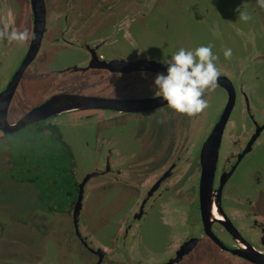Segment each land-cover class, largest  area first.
Returning a JSON list of instances; mask_svg holds the SVG:
<instances>
[{
    "label": "flooded vegetation",
    "instance_id": "obj_1",
    "mask_svg": "<svg viewBox=\"0 0 264 264\" xmlns=\"http://www.w3.org/2000/svg\"><path fill=\"white\" fill-rule=\"evenodd\" d=\"M5 24L30 33L23 44L0 41V96L14 82L7 120L44 103L20 128L55 135L68 166H49V183L63 182L50 200L63 203L34 192L33 179L47 176L33 174L30 146L20 177L0 185L24 212L0 213V264H264L256 0H0ZM209 44L221 73L209 107L178 114L155 95V78L181 47Z\"/></svg>",
    "mask_w": 264,
    "mask_h": 264
},
{
    "label": "clouds",
    "instance_id": "obj_2",
    "mask_svg": "<svg viewBox=\"0 0 264 264\" xmlns=\"http://www.w3.org/2000/svg\"><path fill=\"white\" fill-rule=\"evenodd\" d=\"M257 5L264 9V0H256ZM239 20L248 22L252 17L245 10L237 8ZM30 38L27 29L18 31L9 29L5 24L0 27V41L23 44ZM213 45H201L195 49L181 47L163 61L168 65L167 75L157 74L155 86L158 89L155 95L167 102V107L176 113L195 117L209 107L205 93L214 91L221 75L216 61L219 57L212 51ZM225 59L232 56L231 49H224Z\"/></svg>",
    "mask_w": 264,
    "mask_h": 264
},
{
    "label": "rangeland",
    "instance_id": "obj_3",
    "mask_svg": "<svg viewBox=\"0 0 264 264\" xmlns=\"http://www.w3.org/2000/svg\"><path fill=\"white\" fill-rule=\"evenodd\" d=\"M75 52L71 50H65V53ZM23 106V105H21ZM159 116H157L154 120L157 122L159 120ZM30 128L23 127L17 131L12 133H7L0 137V185L1 188L6 185L7 176L13 181V179H17L20 177V172L18 171V160L27 161L26 149L30 146L29 154L32 155L30 166H32L33 174L36 172H42L46 178H34L35 193L38 197L46 204H50L49 202H61L63 203V198L52 199V194L55 192V196L57 197L59 194L60 187L63 185L60 179L56 178L54 183H49L51 180L52 170L51 168L64 167V165L68 166L66 163V150L65 146L61 145L62 143L58 140V138L52 133L41 132L38 128L34 129L35 131L31 132ZM32 130V129H31ZM69 133H74V131L70 130ZM33 133V140L28 142V137ZM39 133V134H38ZM42 135L40 136V134ZM39 155H43L44 159L42 160V168L35 167V163L39 161L37 157ZM22 157V158H21ZM49 178V179H48ZM5 182H2V180ZM3 180V181H4ZM53 184V185H52ZM60 185V186H59ZM10 185L7 186L10 187ZM13 196V197H12ZM8 198V197H7ZM8 199H12L15 201H19L17 196L13 194ZM7 200L4 197H0V213L3 215L11 216V217H22L20 211L16 208H11Z\"/></svg>",
    "mask_w": 264,
    "mask_h": 264
},
{
    "label": "water",
    "instance_id": "obj_4",
    "mask_svg": "<svg viewBox=\"0 0 264 264\" xmlns=\"http://www.w3.org/2000/svg\"><path fill=\"white\" fill-rule=\"evenodd\" d=\"M12 84H14L13 80L10 81V83H8V85L6 86L4 91L2 92L5 95L3 94V96H0V101L2 102V100H4V102L2 103V107L0 109V132H2V131L12 132V131L20 128L26 122L34 121L36 119H40L39 118L40 117L39 111H42V108L44 107V103H42L38 106H34L30 112H28L24 116H21L17 121L9 122V120H7V116L5 115V107H6V103H7L6 100L9 98V96L12 92V89L10 90V86ZM36 115H38V116H36Z\"/></svg>",
    "mask_w": 264,
    "mask_h": 264
}]
</instances>
